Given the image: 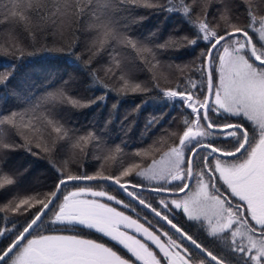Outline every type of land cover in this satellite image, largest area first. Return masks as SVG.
I'll list each match as a JSON object with an SVG mask.
<instances>
[{"label": "snow or ice", "instance_id": "1", "mask_svg": "<svg viewBox=\"0 0 264 264\" xmlns=\"http://www.w3.org/2000/svg\"><path fill=\"white\" fill-rule=\"evenodd\" d=\"M262 5L264 0H0V24L9 25L0 32V53L14 61L31 58L37 54L38 34L45 35L50 29L62 34L67 22L74 37L67 49V57H75L71 65L82 70V56L75 48L83 32L88 37L89 52L83 70L89 72L94 86L105 89L94 99L77 98L69 93L70 77L62 80L59 87L45 89L42 95L20 94L17 98L23 107L0 116V190L15 184L2 168L9 151L23 149L37 156L35 147L50 155L63 151L85 157L95 151L100 161L99 168L88 174L73 173L66 162L57 166L53 160L57 175L50 191L24 197L17 194L0 206V213L24 216L22 224L4 216L11 227H0V244L5 239L10 242L0 247V264H264ZM213 7L214 14L210 13ZM140 8L181 15L192 37L170 35L158 42L155 31L147 36L135 34L147 19L135 14ZM24 38L32 50L24 45ZM201 40L207 47L191 67L177 66L182 75L188 69L199 73L201 79L188 76L183 89L179 82L175 88L160 89L165 102L175 106L180 101L182 110H191L181 121L182 132L168 134L170 139L178 138V143H172L160 159H153L146 168L127 162L119 145L109 147L95 131L80 134L68 125L62 114L64 106L83 109L106 104L109 92L118 97L146 94L152 89L136 79V73L145 70L153 73L154 86L159 88L155 71L161 68L160 54L196 46ZM41 50L65 51L46 44ZM102 56H107L105 79L92 68L94 60ZM2 67L5 70L0 71V85H6L18 65L9 62ZM118 103H113V110ZM144 103L147 101L137 105V112ZM157 122L153 117L148 123ZM144 154L139 150L133 153L137 157ZM109 161L111 170H106ZM133 174L157 182L150 188L154 193L176 191L184 196L170 201L160 199V207H154L136 191L144 185L126 179ZM161 181L180 183L169 189L158 183ZM78 182L101 183L94 187L90 183L79 186ZM104 182L118 186L131 201L154 213L159 218L157 223L166 222L179 238L162 228L150 230L138 218L112 206L108 202L136 211L131 202L105 190ZM69 184L73 190L65 191ZM220 184L229 195L221 192ZM172 209L183 212L189 228H196L195 235L169 217ZM83 229L109 238L135 260L82 236ZM201 235L211 240L212 248L201 241ZM149 241L159 253L153 251Z\"/></svg>", "mask_w": 264, "mask_h": 264}, {"label": "trees", "instance_id": "2", "mask_svg": "<svg viewBox=\"0 0 264 264\" xmlns=\"http://www.w3.org/2000/svg\"><path fill=\"white\" fill-rule=\"evenodd\" d=\"M216 7L219 6L217 5ZM197 11H199V9ZM215 12V7L210 8V13L214 14ZM135 14L137 16L147 17L142 25L135 29V34L137 35L147 36L150 32L155 31L157 32L158 42L167 40L170 35H187L189 38L193 35L189 26L183 22V18L179 14H157L150 9L144 8L136 9ZM8 27L9 25L0 24V32L6 30ZM73 39L74 37L69 33L66 22L62 34L56 29H50L45 35L38 34L36 43L37 54L31 58H26L24 61H14L12 57L0 53V71H4L5 68L2 66L9 62L18 65L17 71L7 84L0 85V116L7 115L11 111L19 110L23 107V105L18 102L17 98L20 94H28L34 97L42 95L45 89L50 90V86L59 87L62 80H68L70 77L72 81L69 85V93L77 98L83 100L94 99L105 91V89L98 85L94 86L93 79L89 72L83 70L84 62L89 58V52L86 50L88 47V37L83 32L79 33V41L75 48V52L82 56V59L79 61L82 70H76L71 65V61L74 60L75 57H67V49ZM23 43L29 50H32V45L27 38L23 39ZM45 44L49 48L63 47L65 51H42L41 49ZM206 47L207 45L201 40L196 46L184 47L180 51L161 53L159 56L161 68L155 71V75L159 77L157 81L159 83V88L154 86L155 82L152 80L153 73H149L147 70L137 72L136 79L146 83L147 86L152 89L150 92L146 94H129L124 97H118L115 92H109L106 104L100 103L90 108L83 109L64 106L62 114L70 127H74L79 130V133L84 134L87 127L86 120L91 116L90 113L94 114L93 111L100 113L97 116L95 113V116L98 121L101 120L107 124L105 133H103L104 136L106 135L108 137L107 141H121V143H131L134 145V147L130 146V149H122L127 161L135 157L133 155L135 149V152L139 150L145 153L139 156L137 160H141V163L146 164L145 162L147 161L145 160H147L149 156H152L149 158L152 162L153 158L156 159L162 153L159 151L161 148H158L159 142L163 141L166 145L178 142V138L170 139L168 134L172 131L182 132L183 125L181 121L185 114L191 112L189 109L182 110L180 101H177L175 106H173L171 102H165L160 89L175 88L178 82L181 89H183L187 86L185 77L188 76L196 80L201 79L199 73L189 71L188 69H184L182 75L177 66L188 65L191 67V62L194 61L196 57L199 56L201 50ZM106 63L107 56H102L94 60L92 64V68L98 71V75L101 79H105L103 66ZM105 82L109 84L112 83V81L109 80ZM157 97H159V99H157ZM145 100L147 103H144L137 112V105H141ZM117 101H119L118 107L113 110L112 105L113 103H117ZM76 117H78V119ZM153 117H155L158 122L149 125L148 122ZM108 121H111V123H108ZM16 139L19 141V137ZM19 142L22 143L23 141ZM114 145L115 144L112 145L113 148L115 147ZM118 145L121 148L126 146L121 144ZM152 149L154 153H151ZM33 151L38 152L39 155L33 156L23 149L9 151L7 153L6 160L2 162L3 172L13 177L15 179V184L0 190V206L6 204L17 194L20 197H24L50 191L56 183L57 175L52 164L53 160L57 166L64 165L66 162L67 167L73 173L85 171L88 174H92L100 166V161L95 158L99 153H90L85 157L82 153L73 156L71 153L63 151L55 155H50L35 147ZM105 167L106 170H111V162H107ZM126 179L141 184H153L151 181L144 180L135 174ZM23 180H26L25 183ZM88 183L98 186L96 182ZM166 185L170 184L166 183ZM70 186L71 184H69L65 190ZM105 188L117 190L116 187L111 186L110 183H107ZM153 194L155 193L146 192L142 196L148 202H151L150 196ZM5 215L9 217L10 221L21 224L24 221V216L13 215L11 213H0V227H4L5 225L11 227V223L4 219ZM189 230L194 234L190 228ZM80 234L95 239H103L96 232L87 229H83ZM8 242L10 241L5 239L3 243L0 244V247L6 246Z\"/></svg>", "mask_w": 264, "mask_h": 264}, {"label": "flooded vegetation", "instance_id": "3", "mask_svg": "<svg viewBox=\"0 0 264 264\" xmlns=\"http://www.w3.org/2000/svg\"><path fill=\"white\" fill-rule=\"evenodd\" d=\"M193 182L194 181H191L192 184H193ZM83 183H86V182H83ZM83 183L79 184V186L83 185ZM133 183H136V182H133ZM151 183H153V184L148 186V187H144V189H141V190H144V191L145 190H149L150 191V189H148L149 187L157 186V182L151 181ZM158 183L162 184L164 187H167L169 189H175V186H176V183H169L170 185H166V183L163 182V181L158 182ZM171 184H173V185H171ZM92 186L96 187L95 185H92ZM145 186H147V185H145ZM220 189H221V192L224 193L225 196L229 195V193L227 192L225 186H223L222 184H220ZM71 190H73L72 185L69 188H67L65 191H71ZM105 190L109 191V193L112 194V195H116L118 199H121V200H123L126 203L129 202L128 200L131 199L122 190H119V189L114 190V189H106V188H105ZM180 194H182V193H174V194H170V195H175V199H178L177 196H179ZM160 199H166V200L170 201V199H168V197H167V193L159 192V193H155L154 195L150 196V201L151 202H149V203H151L154 207L159 208L160 207V205H159ZM172 199H174V198H172ZM132 202H133L132 205L136 208V211H132L131 208H123L122 205H116L114 202H109V203L112 206L116 207L118 210L123 211L126 215H130L133 218H138L140 220V222L145 224L146 227H149L150 230L161 229L162 228L163 231H168L174 238H177V239L179 238L178 234L175 233V230L171 229V227L169 225H167L166 222L160 221V222L157 223L159 218L155 217L154 213H152L148 209L143 208V206L140 205L139 203H136L135 201H132ZM168 215H169V217L171 219H173L174 222H178L179 225H182L185 229L189 230V222L187 221V218L184 216V214H183V212L181 210L172 209V211L169 212ZM149 220H151L153 222L152 225H149V223H148ZM190 229L194 232V235H195L196 234V228H190ZM91 231L95 232L94 230H91ZM190 233H191V231H190ZM97 234H99V233H97ZM132 234H135V233H132ZM99 235L103 239H98V238H96V239L105 241L111 247H113V249L116 250L119 254H121L124 257L126 256L125 258H129V259H131L133 261L135 260V258L132 257L131 254L128 253L126 249H123L122 246L116 244L114 241H111L107 237H103L102 234H99ZM89 238L90 239H95L93 237H89ZM137 238L143 239V237L139 236L138 234H137ZM162 239H166V238L162 237ZM200 239H201V241L203 243L206 244V246H209L210 248H212V242H211V240L209 238H206L205 235H201ZM148 243H149V246L153 249L154 252L159 253V249H157L155 247V245L151 244L150 241ZM184 243H185L186 246L190 247L193 252H197L198 253V250H196L193 246H191L187 241H185ZM213 250L214 251H218V249H215V248H213ZM136 264H139V262H136Z\"/></svg>", "mask_w": 264, "mask_h": 264}, {"label": "rangeland", "instance_id": "4", "mask_svg": "<svg viewBox=\"0 0 264 264\" xmlns=\"http://www.w3.org/2000/svg\"><path fill=\"white\" fill-rule=\"evenodd\" d=\"M262 10H264V5H262ZM253 34V33H252ZM253 35H255V34H253ZM100 108V107H99ZM99 108H98V110H99ZM103 111H105V110H103ZM93 113L94 114H92V113H90V115L91 116H89L88 118H87V122H86V129H85V133H87L88 131H95L99 136H101V138H102V140L103 141H105L107 144H108V146L109 147H112V145L113 144H115L114 146H117L118 144H121V145H126V146H124V147H122V149H124V150H127V149H130V146H132V147H134V145L133 144H131V143H129V144H125V143H121V141H116V142H109V141H107V139H108V137L105 135H103V133H105V130H106V128H107V124L105 123V122H103V121H101V120H97L96 119V116L98 115V114H100V113H97V112H95V111H93ZM95 113H96V116H95ZM101 113H103V112H101ZM77 119H78V117H76ZM100 118V117H99ZM84 133V134H85ZM80 134H82V133H80ZM53 136H54V134H53ZM110 138V137H109ZM51 137H49L48 138V142H49V144L51 145ZM174 143H178V142H174ZM171 145V144H170ZM170 145H166V144H164V142L163 141H161V142H159L158 143V148H161L159 151L160 152H165V151H167V149H168V147L170 146ZM154 153V150L152 149V151H151V153ZM91 153H97V152H95V151H93V152H91ZM134 153H135V149H134ZM162 153L156 158L157 160L158 159H160V157H161V155H162ZM75 156H77V155H75ZM152 157V156H151ZM150 156L148 157V159L147 160H145V161H147V162H145L146 164H144V163H141L142 161L140 160H137V156H135V157H132V159H130V161H127V162H137V163H139L140 165H141V167L142 168H146L149 164H151V161H150V159L149 158H151ZM154 159V158H153ZM26 181V180H25ZM25 181L23 180V182L25 183ZM96 183H101V182H96ZM105 183V185H107V182H104ZM172 183H176V185L178 184V183H180L179 181H176V182H172ZM195 184V181L193 182V185ZM150 185H152V184H150ZM139 190V193H140V195L142 196L144 193H146V192H151V191H149V190H141V189H138ZM154 195V194H153ZM184 196V193H182V194H180L179 196H177V198L178 199H180V198H182ZM143 197V196H142ZM167 197H168V199H172V198H174L175 199V195H170V194H167ZM144 198V197H143ZM129 202H131L132 204H133V202L131 201V199L130 200H128ZM105 202H107V201H105ZM109 203V202H108ZM82 235V234H81ZM82 236H84V235H82ZM84 237H86V236H84ZM86 238H89L88 236L86 237ZM93 240H96V241H98V242H101V243H105L107 246H110L108 243H106L105 241H102V240H98V239H93ZM111 247V246H110ZM126 257V256H125Z\"/></svg>", "mask_w": 264, "mask_h": 264}, {"label": "water", "instance_id": "5", "mask_svg": "<svg viewBox=\"0 0 264 264\" xmlns=\"http://www.w3.org/2000/svg\"><path fill=\"white\" fill-rule=\"evenodd\" d=\"M118 187V186H117ZM145 187V186H144ZM151 188V187H150ZM148 188V189H150ZM164 193H167V194H174V193H179V192H176V191H169V192H164ZM138 203V202H137Z\"/></svg>", "mask_w": 264, "mask_h": 264}, {"label": "bare ground", "instance_id": "6", "mask_svg": "<svg viewBox=\"0 0 264 264\" xmlns=\"http://www.w3.org/2000/svg\"><path fill=\"white\" fill-rule=\"evenodd\" d=\"M79 183V182H78Z\"/></svg>", "mask_w": 264, "mask_h": 264}]
</instances>
